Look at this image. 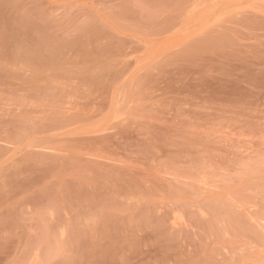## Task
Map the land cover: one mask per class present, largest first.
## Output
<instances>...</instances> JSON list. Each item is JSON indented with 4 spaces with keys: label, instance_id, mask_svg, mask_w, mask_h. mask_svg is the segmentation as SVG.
I'll return each mask as SVG.
<instances>
[{
    "label": "rangeland",
    "instance_id": "obj_1",
    "mask_svg": "<svg viewBox=\"0 0 264 264\" xmlns=\"http://www.w3.org/2000/svg\"><path fill=\"white\" fill-rule=\"evenodd\" d=\"M0 264H264V0H0Z\"/></svg>",
    "mask_w": 264,
    "mask_h": 264
}]
</instances>
